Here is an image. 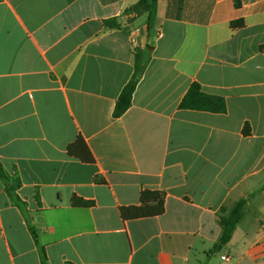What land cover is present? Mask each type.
<instances>
[{
    "label": "crops",
    "instance_id": "0c3cea01",
    "mask_svg": "<svg viewBox=\"0 0 264 264\" xmlns=\"http://www.w3.org/2000/svg\"><path fill=\"white\" fill-rule=\"evenodd\" d=\"M138 2L0 0V165L23 205L0 178V264L39 247L48 264H264V0H156L150 34ZM134 49L145 70L114 118ZM193 83L225 111L180 108ZM77 136L93 163L67 153ZM142 190L163 213L123 220Z\"/></svg>",
    "mask_w": 264,
    "mask_h": 264
},
{
    "label": "trees",
    "instance_id": "16d2710c",
    "mask_svg": "<svg viewBox=\"0 0 264 264\" xmlns=\"http://www.w3.org/2000/svg\"><path fill=\"white\" fill-rule=\"evenodd\" d=\"M156 0H139L138 7L147 13V30L150 34V30L153 27L155 15H156ZM238 6V3L236 4ZM106 25H109V21H105ZM243 23L241 21L231 22V28L241 27ZM133 60V73L129 81L123 86L114 106L113 117H121L130 107L132 95L135 88L145 70L146 61L141 51L134 49ZM180 108L193 109V110H206L216 113L225 111V103L221 97L211 96L204 93L200 86L196 83L191 84L189 90L183 97ZM250 129L246 124L243 129L245 136L249 135ZM67 153L69 156L79 159L83 163H93L94 158L85 141L81 136H77L76 139L68 145ZM0 178L5 183V190L10 198L11 202L18 208L22 209L23 205L20 202L18 196L15 194V190L19 187V182L16 180H10L9 177L3 172L0 165ZM247 203V199H240L235 202L229 210L226 207L219 209V224L221 227V235L219 240L209 250L207 255L219 252L231 239L232 234L243 218L244 208ZM73 206L76 207H90L93 206L92 202L84 201L80 198L73 197ZM164 211V193L154 190H142L139 196V204L136 206L121 207L119 208L120 216L123 220L139 219L159 216ZM30 233L35 241L36 233L30 228ZM40 264H48L43 248L39 247ZM204 264V263H203Z\"/></svg>",
    "mask_w": 264,
    "mask_h": 264
}]
</instances>
